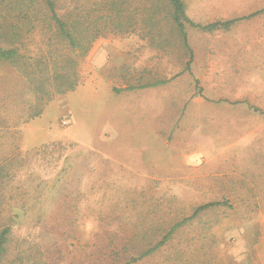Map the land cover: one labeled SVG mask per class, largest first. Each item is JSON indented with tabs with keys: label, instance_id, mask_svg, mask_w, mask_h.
Returning a JSON list of instances; mask_svg holds the SVG:
<instances>
[{
	"label": "rangeland",
	"instance_id": "374dc122",
	"mask_svg": "<svg viewBox=\"0 0 264 264\" xmlns=\"http://www.w3.org/2000/svg\"><path fill=\"white\" fill-rule=\"evenodd\" d=\"M184 3L196 24L251 18L187 25V48L153 0L155 26L124 17L83 57L40 34L0 61V264H131L187 219L133 264H264V0Z\"/></svg>",
	"mask_w": 264,
	"mask_h": 264
},
{
	"label": "trees",
	"instance_id": "16d2710c",
	"mask_svg": "<svg viewBox=\"0 0 264 264\" xmlns=\"http://www.w3.org/2000/svg\"><path fill=\"white\" fill-rule=\"evenodd\" d=\"M151 1L153 0H141L138 3L139 8H135V6H132L135 0H0V61L17 63L22 58L23 52L27 51L31 45L36 44V38L40 34L48 38L44 39L49 42V47L56 55L55 60L58 58V52H61L58 50V46L73 53L80 52V56L83 57L99 37L109 32L124 33V17L130 19L129 29L135 28L132 25L135 23L137 18L135 15L138 13L142 16L144 27L155 26L154 16L161 13L159 9L162 6L153 5ZM165 7L169 8L168 13L171 14L172 21L187 48H189L187 25L205 32H214L220 29L230 30L240 20L251 18L244 17L201 25L189 19L184 0H167ZM131 15H134V17H131ZM24 30H26V33H23ZM44 31L50 33H43ZM126 32L133 33L134 31ZM192 58L191 55V60L186 67L187 71L191 69ZM55 78L58 79V77ZM61 79L66 78L61 75ZM166 82L161 81L140 88L156 87L166 84ZM78 83L79 81L74 82L63 91L60 90V92H67L75 88ZM135 89L136 87H129L125 91ZM261 113L264 114V112ZM218 205L220 203L202 205L196 209L191 218L196 217L208 208ZM188 221L189 219L175 225L172 231L155 248L138 258L132 259L131 264L137 263L158 251ZM10 233L11 227H6L0 232V257L6 252L5 246L9 241Z\"/></svg>",
	"mask_w": 264,
	"mask_h": 264
},
{
	"label": "crops",
	"instance_id": "0c3cea01",
	"mask_svg": "<svg viewBox=\"0 0 264 264\" xmlns=\"http://www.w3.org/2000/svg\"><path fill=\"white\" fill-rule=\"evenodd\" d=\"M117 46V45H116ZM111 50H104L102 52V60H103V63L105 62H110V61H114L115 63H118L120 61V58L122 56L121 52L118 51V49H116L114 46L112 48H110ZM113 51L114 54L112 53ZM98 52H99V48H94L92 49V51H90V58L88 57V59L90 60H95L96 57H98ZM98 65V64H97ZM99 66V65H98ZM226 94V93H225ZM229 96H233V98L235 99H240L241 98V95H239L237 92H234L233 95L232 94H229ZM261 112H264V111H261ZM152 112H150L149 114H151Z\"/></svg>",
	"mask_w": 264,
	"mask_h": 264
}]
</instances>
